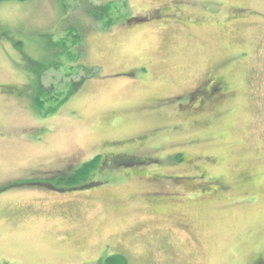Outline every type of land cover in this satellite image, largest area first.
Listing matches in <instances>:
<instances>
[{"label":"rangeland","instance_id":"obj_1","mask_svg":"<svg viewBox=\"0 0 264 264\" xmlns=\"http://www.w3.org/2000/svg\"><path fill=\"white\" fill-rule=\"evenodd\" d=\"M209 74L232 97L190 113ZM0 189V264H264V0H0Z\"/></svg>","mask_w":264,"mask_h":264},{"label":"flooded vegetation","instance_id":"obj_2","mask_svg":"<svg viewBox=\"0 0 264 264\" xmlns=\"http://www.w3.org/2000/svg\"><path fill=\"white\" fill-rule=\"evenodd\" d=\"M179 13V11H178ZM160 16H156V19L159 18ZM168 19H171V25L175 26H180L181 27L185 24V21L182 17H179L178 14L176 15H171L168 16ZM150 18L145 19V21H149ZM136 21V20H134ZM127 22H133L132 20H129ZM216 86H220V89L217 88V91L215 92ZM219 91V92H218ZM188 97V100H186V105L192 106V112L190 113H195V114H200L202 111L207 110L210 108L211 112H215L216 109H219L222 107V105L232 97V93L230 91L229 84L225 81V78L223 76L217 75V74H209L206 76V79L199 82L184 98ZM197 105V107H196ZM217 105V108L215 106ZM182 107V106H180ZM178 107V109L180 108ZM186 163L188 165V168H192V172L199 176L198 178H193V177H181L175 179L174 181L176 183L174 184H180V185H186L185 187L188 188V190H194L193 193H198V194H208L209 197H216V196H222L230 190V187L223 183V181H219L217 179H214L213 181H210L209 183L206 182L207 180V174L206 171L203 169V165H197L194 164L192 160L186 159ZM136 162V160H134ZM133 158L126 156V155H121L119 157L118 155H113L111 160L107 161L110 163L112 166L115 167V165H123V166H128V167H133L132 163H134ZM210 159H206V162L204 164H210L213 163L211 161L209 163ZM169 179L173 181L171 177H166V176H152L150 181L155 182V183H161L163 180ZM196 179L200 182H195ZM195 180V181H194ZM242 184L246 187L251 186L253 184V177L247 174L246 172H243L240 178ZM186 181V182H184ZM188 183V184H187ZM189 184L192 186L194 185L195 187L189 186ZM154 200L156 198H153ZM175 200H169V201H164V202H153V208L155 210H158V212L161 210L163 207H167L169 203H174ZM164 204V205H162ZM162 205V206H161Z\"/></svg>","mask_w":264,"mask_h":264},{"label":"trees","instance_id":"obj_3","mask_svg":"<svg viewBox=\"0 0 264 264\" xmlns=\"http://www.w3.org/2000/svg\"><path fill=\"white\" fill-rule=\"evenodd\" d=\"M96 10H100V8H98V9H96ZM59 48V47H58ZM83 82V81H82ZM82 84V83H81ZM80 84V85H81ZM78 85V84H77ZM219 87V88H218ZM216 86V88H215V92L217 91V88L218 89H220V86ZM76 91V89H73V91L71 90L70 91V94H73L74 92ZM219 92V91H218ZM68 98V96H66V99ZM53 111V110H52ZM144 162L143 161H137L136 160V162L134 161V163H132V165L133 166H138V165H142ZM93 164H95V166L96 165H98V162H94ZM110 166H112L111 164H109ZM95 166L94 165H91V163H89L88 165H85V166H83V168L79 171V172H77V174L78 175H83L82 177H81V179L79 180V179H72V181L70 180L68 183H65V185H60L59 183H57V185L56 186H59V188L58 187H56V186H54L53 184H48V183H44V182H42V183H40L42 180H31L30 182H25V183H21V184H17L16 186H12V187H17V186H23L24 184L25 185H29V184H31L32 186H35V187H41L42 185H43V188H45V189H50V190H56L57 192H61V193H64V192H66V193H68V192H72V191H74L75 189H77V188H81V185H79L78 184V182H80V181H85V180H87V179H89V177L91 176V175H93L92 173H90V171L92 170V169H95ZM112 167H114V166H112ZM116 167V166H115ZM102 169H105V166H103V168ZM106 169H108V168H106ZM116 169V168H115ZM93 171V170H92ZM96 171V170H95ZM97 172H99V169H97ZM243 174V172L242 173H240L238 176H237V179L240 181V183H241V186H244L243 184H242V182H241V180H240V178H241V175ZM77 175V176H78ZM219 180V179H218ZM219 181H223V179H220ZM92 182H88V183H86V184H84L85 185V188L87 187V188H89V187H93L94 186V184L95 183H92ZM223 183H225L226 184V182L225 181H223ZM228 185V184H227ZM230 188H231V186H229ZM244 187H246V186H244ZM5 190L7 189V188H4ZM1 190V189H0ZM102 264H129V262H128V260L125 258V257H123V256H121V255H112V256H110V257H106V258H104L103 259V261H102Z\"/></svg>","mask_w":264,"mask_h":264}]
</instances>
